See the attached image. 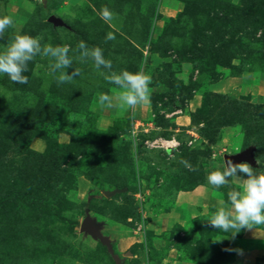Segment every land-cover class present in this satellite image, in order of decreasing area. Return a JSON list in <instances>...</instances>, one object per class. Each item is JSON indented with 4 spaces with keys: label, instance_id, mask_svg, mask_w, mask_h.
<instances>
[{
    "label": "rangeland",
    "instance_id": "obj_1",
    "mask_svg": "<svg viewBox=\"0 0 264 264\" xmlns=\"http://www.w3.org/2000/svg\"><path fill=\"white\" fill-rule=\"evenodd\" d=\"M3 15L14 25L0 49L17 31L67 45L65 71L78 75L57 84L40 55L26 84L0 74V200L19 190L79 222L88 206L125 264H235L236 250L260 245L245 229L211 228L217 208L193 214L176 199L204 185L227 201L228 187L206 180L225 157L264 166V0H0ZM81 41L112 69L81 56ZM138 69L151 76L149 102L98 103L115 92L102 73ZM0 264L114 262L80 225L14 199L0 209Z\"/></svg>",
    "mask_w": 264,
    "mask_h": 264
},
{
    "label": "clouds",
    "instance_id": "obj_2",
    "mask_svg": "<svg viewBox=\"0 0 264 264\" xmlns=\"http://www.w3.org/2000/svg\"><path fill=\"white\" fill-rule=\"evenodd\" d=\"M99 15L105 22H110L113 18L108 8L101 9ZM13 25L14 21L10 16H0V35ZM41 39L21 31L10 36L3 49H0V74H6L12 82L26 84L28 78L24 73L28 70V62L40 55L51 58V70L59 71L55 77L57 84L71 82L78 73L65 71L73 63L69 47L42 45ZM105 39L113 40L115 36L109 32ZM78 48L81 56L90 59L96 69H112L111 61L105 57L100 47L89 48L81 41ZM102 75L108 83L115 86V92L113 96L100 94V105L107 108H135L149 102L151 76L143 69L109 71ZM180 163L191 169L188 161L181 160ZM257 164L259 167L253 168L248 162L233 163L231 159L224 160L206 176L207 183L213 188L228 187L226 197L230 205L218 207L207 219L211 228L230 233L234 237L242 229L264 225V166L258 161Z\"/></svg>",
    "mask_w": 264,
    "mask_h": 264
},
{
    "label": "crops",
    "instance_id": "obj_3",
    "mask_svg": "<svg viewBox=\"0 0 264 264\" xmlns=\"http://www.w3.org/2000/svg\"><path fill=\"white\" fill-rule=\"evenodd\" d=\"M177 204H184L189 212H199L201 206L202 212H205L206 208L220 206L229 207L227 201L214 196L212 190L204 185L198 186L192 191L181 192L177 195ZM244 238L254 241H259L260 245L256 247H250L242 251L236 250L235 253V264H255L256 259L264 254V229L252 227L245 229Z\"/></svg>",
    "mask_w": 264,
    "mask_h": 264
},
{
    "label": "water",
    "instance_id": "obj_4",
    "mask_svg": "<svg viewBox=\"0 0 264 264\" xmlns=\"http://www.w3.org/2000/svg\"><path fill=\"white\" fill-rule=\"evenodd\" d=\"M44 1V0H40ZM243 158L242 155H239L237 157H225V161L231 159L233 163H236L240 161ZM121 191L120 189H116L113 191H106L104 194L106 196H111L115 194L116 192ZM103 224L99 221H97L95 218L91 217L89 213V207L85 206L84 209V217L82 218L80 222V229L85 233L90 235L92 238L99 241L102 245H104L107 249L108 254L112 257L115 264H125L124 258L120 257L119 254L115 253L113 244L108 236H105L101 232Z\"/></svg>",
    "mask_w": 264,
    "mask_h": 264
},
{
    "label": "trees",
    "instance_id": "obj_5",
    "mask_svg": "<svg viewBox=\"0 0 264 264\" xmlns=\"http://www.w3.org/2000/svg\"><path fill=\"white\" fill-rule=\"evenodd\" d=\"M14 199H19L21 202H23L27 205H41V206L47 208L49 210V212L53 216H55V218L57 220L67 223L68 227L70 229H73L75 226L80 225V222L78 220H73V219L67 218L65 216H62L59 213V211L57 210V208H55V206L52 203L46 202L45 200H43L41 198L34 197L32 195H27V194H25L19 190H12L9 193H7L6 195H4L0 200V209L4 208L9 202L13 201ZM102 246L106 249V247L104 245H102ZM106 252H107V249H106ZM107 254H108V252H107ZM232 256H234V254H232ZM111 259H112V257H111ZM231 259H232V257H231ZM112 261L114 262L113 259H112ZM114 264H115V262H114Z\"/></svg>",
    "mask_w": 264,
    "mask_h": 264
}]
</instances>
